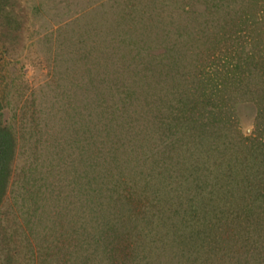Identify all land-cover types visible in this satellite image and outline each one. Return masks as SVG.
<instances>
[{
	"label": "rangeland",
	"instance_id": "obj_1",
	"mask_svg": "<svg viewBox=\"0 0 264 264\" xmlns=\"http://www.w3.org/2000/svg\"><path fill=\"white\" fill-rule=\"evenodd\" d=\"M3 39L0 264H264V0H0Z\"/></svg>",
	"mask_w": 264,
	"mask_h": 264
},
{
	"label": "trees",
	"instance_id": "obj_2",
	"mask_svg": "<svg viewBox=\"0 0 264 264\" xmlns=\"http://www.w3.org/2000/svg\"><path fill=\"white\" fill-rule=\"evenodd\" d=\"M2 35V34H1ZM6 39L0 40V47L9 51L12 44L5 43ZM0 94V207L5 201L9 190L10 179L12 176V165L16 155V138L13 132L5 127L2 120L3 102ZM260 114L256 120V130L254 137L248 139L249 142L258 144L261 147L260 155L264 159V106L260 108ZM264 178V171L261 173Z\"/></svg>",
	"mask_w": 264,
	"mask_h": 264
}]
</instances>
